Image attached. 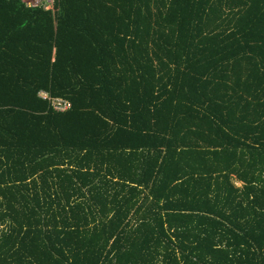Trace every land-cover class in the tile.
Instances as JSON below:
<instances>
[{
	"label": "trees",
	"instance_id": "1",
	"mask_svg": "<svg viewBox=\"0 0 264 264\" xmlns=\"http://www.w3.org/2000/svg\"><path fill=\"white\" fill-rule=\"evenodd\" d=\"M55 2L0 0V264H264V0Z\"/></svg>",
	"mask_w": 264,
	"mask_h": 264
},
{
	"label": "built area",
	"instance_id": "2",
	"mask_svg": "<svg viewBox=\"0 0 264 264\" xmlns=\"http://www.w3.org/2000/svg\"><path fill=\"white\" fill-rule=\"evenodd\" d=\"M22 2L28 8H44L45 10H52L56 12L55 0H22ZM55 8V9H54ZM44 95H41L44 99L50 100L54 109L58 112H65L71 108V103L63 98H50L49 95L43 92Z\"/></svg>",
	"mask_w": 264,
	"mask_h": 264
},
{
	"label": "rangeland",
	"instance_id": "3",
	"mask_svg": "<svg viewBox=\"0 0 264 264\" xmlns=\"http://www.w3.org/2000/svg\"><path fill=\"white\" fill-rule=\"evenodd\" d=\"M55 9V8H54ZM41 95H44L43 93Z\"/></svg>",
	"mask_w": 264,
	"mask_h": 264
}]
</instances>
